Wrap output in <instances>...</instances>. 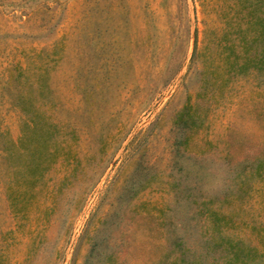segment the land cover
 <instances>
[{"label": "rangeland", "instance_id": "1", "mask_svg": "<svg viewBox=\"0 0 264 264\" xmlns=\"http://www.w3.org/2000/svg\"><path fill=\"white\" fill-rule=\"evenodd\" d=\"M262 16L0 0V264H264Z\"/></svg>", "mask_w": 264, "mask_h": 264}, {"label": "trees", "instance_id": "2", "mask_svg": "<svg viewBox=\"0 0 264 264\" xmlns=\"http://www.w3.org/2000/svg\"><path fill=\"white\" fill-rule=\"evenodd\" d=\"M256 26L258 28H260L257 31L264 32V16L260 17L259 20H257ZM248 57H252L251 59L249 58L250 61L252 60V62H253L252 67L258 69L259 67L256 65H259V64H261V66L263 67L264 66V44L261 46H258V47L255 46L252 49V52L249 54ZM233 62H237V61L235 60ZM233 62H230V64H229V69H231V70H233L235 67L234 66L235 64ZM193 123H194V120L191 118V116L189 114H187V116L185 118H183V111L178 113L175 117V120H174V124H176V126L178 128H187L188 125H192ZM175 154H177V146H175L174 155ZM177 159H178L177 157H174L173 166H175L177 164V162H179ZM177 169H178V167H177ZM201 178H202V176H197L196 174H194L193 180H192L190 185L193 184L192 187L195 185L199 186L200 184H202Z\"/></svg>", "mask_w": 264, "mask_h": 264}]
</instances>
